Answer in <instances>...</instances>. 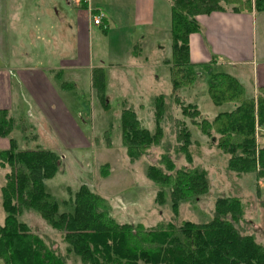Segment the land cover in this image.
Instances as JSON below:
<instances>
[{"label": "rangeland", "instance_id": "rangeland-1", "mask_svg": "<svg viewBox=\"0 0 264 264\" xmlns=\"http://www.w3.org/2000/svg\"><path fill=\"white\" fill-rule=\"evenodd\" d=\"M161 10L162 7H159L157 20L162 25L166 21L159 15ZM16 11L18 14L15 17H4L0 13L1 73L8 66L57 67L60 59L77 53L78 46L71 31L67 32L66 29L63 32L61 15L71 19L74 15L66 0H20ZM167 23L169 30L160 26L142 32L145 37L140 42L129 41L124 33L120 37L113 30L103 32L94 26L86 54L90 65L104 72L103 94L107 107H103L92 86L91 70L80 67L63 70L53 80V84L59 85L57 89L66 117L71 118L72 123L69 119L68 127L64 126L60 132L57 131L58 134L47 132L44 128H35V142L19 140L18 149L37 144V147L59 156L60 163L54 176L44 181V189L55 198L60 212L72 210L64 202H69L83 184L99 195L101 208L116 222L141 224L144 228L169 220L178 223L184 220L206 223L212 218L215 199L230 196L241 199L243 217L254 224L247 229L264 246V178L256 180L255 173L237 176L228 171L229 155L223 154L210 140L216 134L211 132V136L205 135L181 111V101L197 105L201 115L207 118H213L219 111L230 110L231 104L213 105L207 93L210 76L221 69H192L187 66V72H199L200 75L192 85L173 89L169 63L163 60L171 57L170 15ZM15 60L20 62L16 63ZM62 83L68 86L60 88ZM156 95L164 96L166 106L161 121L164 133L162 144L149 148L146 155L130 161L121 138V111L124 108L132 109L141 126L154 131L152 101ZM24 106L26 108L27 104ZM49 111L53 114L61 112L58 107ZM199 118L202 117L199 116L196 121ZM30 121L32 118L29 117ZM183 125L191 131V164L186 161L183 153L176 150L179 141L177 135ZM259 133H263V130L256 126V145L258 139L264 137ZM259 145L257 148H260ZM261 147H264L263 143ZM165 152H168L177 168L185 164L188 167L199 166L207 172L208 191L197 198L181 201L176 216L171 207L169 187L153 182L146 175L148 165L157 164ZM255 164L258 170V162ZM105 169L108 172L102 175ZM7 170L6 166L0 167V186ZM158 191L162 192L161 201L157 197ZM4 214L0 206V224L3 223ZM29 216L27 223L42 233V223L34 216ZM43 233L64 249L59 232L47 226ZM69 264L81 263L71 255Z\"/></svg>", "mask_w": 264, "mask_h": 264}, {"label": "trees", "instance_id": "trees-1", "mask_svg": "<svg viewBox=\"0 0 264 264\" xmlns=\"http://www.w3.org/2000/svg\"><path fill=\"white\" fill-rule=\"evenodd\" d=\"M168 1L171 10L168 63L175 90L190 86L196 80V74L187 72L186 67L190 63L189 36L200 30L198 15L226 10L264 11V0ZM210 80L207 93L212 104H231L232 109L207 118L201 116L196 105L180 100L183 115L205 135L216 134L210 140L223 154L229 155L228 171L237 176L255 173L256 180L264 178V147L257 148L255 138L256 126L263 130L260 136H264V90L260 88L256 97H249L244 87L226 73H215ZM92 86L106 108L102 69L93 70ZM152 102L154 131L142 127L132 109L121 111V138L130 161L162 144L164 96L156 95ZM199 116L202 118L196 121ZM13 128L14 122L7 110L0 109V136L10 140V147L0 150V167H8L0 186V206L5 213L0 224L3 264H69L71 255L81 264H264V246L248 231L247 227L254 224L243 217L240 198L217 197L212 218L206 223L169 220L144 228L141 224L116 222L101 208L99 195L83 184L69 202H64L72 210L60 212L55 198L44 189V181L54 176L60 163L59 156L47 149H18L10 137ZM177 141L176 150L191 164V131L185 125ZM107 172L105 169L102 175ZM146 175L153 182L169 187L174 216L181 201L208 191L205 169L185 164L177 168L168 152L161 155L157 164L148 165ZM157 197L161 201V191ZM29 215L42 223L44 231L49 226L59 232L64 249L44 231H35L26 221Z\"/></svg>", "mask_w": 264, "mask_h": 264}, {"label": "crops", "instance_id": "crops-1", "mask_svg": "<svg viewBox=\"0 0 264 264\" xmlns=\"http://www.w3.org/2000/svg\"><path fill=\"white\" fill-rule=\"evenodd\" d=\"M19 1L0 0V13L4 17L7 15L15 17L18 14L16 10ZM66 3L72 8L74 15L72 19L61 15L63 32L66 29L67 32L71 31L70 34L78 46L77 53L60 59L57 67L19 65L8 66L2 73L0 72V109L7 110L14 122L10 137L16 142L17 148L19 140L35 142V128L37 130L44 128L47 132L58 134L69 119L72 123V119L66 117L65 107L57 89L59 85L56 86L53 82L63 70L69 71L79 67L91 70L93 81V70L101 69L90 65L86 54L89 36L94 26L103 32L113 30L120 34V37H123L124 33L129 41L140 42L145 37L142 34L145 30L149 32V29L154 27L158 29L160 26L168 29V15L171 16L168 0H66ZM159 7H162L159 15H162L166 24L163 21L161 25L157 20ZM96 10L105 13L107 28L93 25L92 17ZM196 20L200 30L189 36V67L207 70L218 67L221 71L215 73L233 76L244 87L247 96L256 97L258 89L264 90V11L237 13L231 10L217 11L198 15ZM163 60L168 62L169 59ZM199 75L197 72L196 78ZM67 86L64 83L60 84V88ZM24 104H27L26 108ZM53 107H58L61 112L53 114L49 111L53 110ZM29 117L32 118L30 122ZM258 141L257 147L259 143L261 147V144H264V137ZM37 146L36 144L26 149H37L39 148ZM9 147V137L0 136V150ZM0 264L3 263L0 261Z\"/></svg>", "mask_w": 264, "mask_h": 264}, {"label": "built area", "instance_id": "built-area-1", "mask_svg": "<svg viewBox=\"0 0 264 264\" xmlns=\"http://www.w3.org/2000/svg\"><path fill=\"white\" fill-rule=\"evenodd\" d=\"M92 23L93 25L100 26L104 29L108 27V21L106 15L101 10L95 11V14L92 17Z\"/></svg>", "mask_w": 264, "mask_h": 264}]
</instances>
